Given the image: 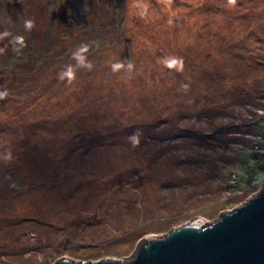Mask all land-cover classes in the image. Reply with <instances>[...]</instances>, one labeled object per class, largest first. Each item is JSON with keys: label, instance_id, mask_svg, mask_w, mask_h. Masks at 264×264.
I'll list each match as a JSON object with an SVG mask.
<instances>
[{"label": "rangeland", "instance_id": "374dc122", "mask_svg": "<svg viewBox=\"0 0 264 264\" xmlns=\"http://www.w3.org/2000/svg\"><path fill=\"white\" fill-rule=\"evenodd\" d=\"M144 2L0 0V264L127 259L264 182V0Z\"/></svg>", "mask_w": 264, "mask_h": 264}, {"label": "water", "instance_id": "95a60500", "mask_svg": "<svg viewBox=\"0 0 264 264\" xmlns=\"http://www.w3.org/2000/svg\"><path fill=\"white\" fill-rule=\"evenodd\" d=\"M204 221L196 216L164 235L147 234L127 259L61 256L53 264H264V182L240 205Z\"/></svg>", "mask_w": 264, "mask_h": 264}, {"label": "clouds", "instance_id": "9594fccd", "mask_svg": "<svg viewBox=\"0 0 264 264\" xmlns=\"http://www.w3.org/2000/svg\"><path fill=\"white\" fill-rule=\"evenodd\" d=\"M229 3H235V0H229ZM134 6L142 9V10H146V4L144 2V0H134ZM25 27L27 29H31L33 27V21L32 20H27L25 22ZM9 33L8 32H4V33H0V39H2L3 37H6L8 36ZM16 41L18 42H22L23 38L22 37H16L15 38ZM87 51V46L86 45H82L80 48L77 49L76 52L73 53V57L77 60L78 64L80 66H83L89 70H91L92 68V64L90 62L86 63L85 62V57L82 53L86 52ZM3 52V49H0V53ZM16 52L17 54L20 53V49L17 48L16 49ZM182 60H179L177 58H171V59H168L166 60V65L168 68H173V67H176L177 65H180L182 67ZM124 67V64L122 63H115L112 65V68L113 70H119L121 68ZM133 68V65L131 62L127 63V71L128 72H131ZM64 76H67L69 79H72L73 78V70L71 67L68 68V70L64 73L61 74V79L64 78ZM7 95V92H0V99H3L5 96ZM131 141H132V144L133 146H136L139 144V138H138V135L137 134H133L132 137H130Z\"/></svg>", "mask_w": 264, "mask_h": 264}, {"label": "trees", "instance_id": "16d2710c", "mask_svg": "<svg viewBox=\"0 0 264 264\" xmlns=\"http://www.w3.org/2000/svg\"><path fill=\"white\" fill-rule=\"evenodd\" d=\"M51 66H52V64H51ZM53 67V66H52ZM263 121H264V119H263ZM258 142L261 144V146H263L264 147V133H263V135H262V138H260V140H258ZM246 165V162H244L243 163V166H245ZM251 167H253L252 168V170H259L260 172H261V174H262V167H256L254 164H251ZM250 169V168H249ZM251 173V172H250ZM252 173H253V171H252ZM260 174V175H261ZM253 178L255 179L256 178V176H254V174H253Z\"/></svg>", "mask_w": 264, "mask_h": 264}]
</instances>
